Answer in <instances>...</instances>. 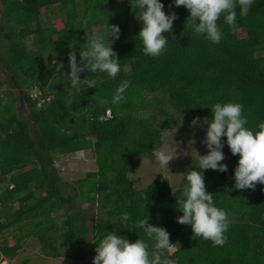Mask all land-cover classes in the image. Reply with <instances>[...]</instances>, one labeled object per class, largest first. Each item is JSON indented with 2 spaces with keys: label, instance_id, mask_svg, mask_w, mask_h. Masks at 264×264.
Wrapping results in <instances>:
<instances>
[{
  "label": "trees",
  "instance_id": "obj_1",
  "mask_svg": "<svg viewBox=\"0 0 264 264\" xmlns=\"http://www.w3.org/2000/svg\"><path fill=\"white\" fill-rule=\"evenodd\" d=\"M134 3L0 0L4 18L0 45L6 51L1 61L10 72L12 86L23 92L20 98L12 92L0 94V235L14 227L20 232L13 245L4 242L1 254L10 260L19 255L25 223L35 225L29 235L38 239L49 258L93 264L96 244L114 230L133 243L145 240L151 253L154 241L133 227L136 220L149 218L151 225L170 233V242L176 245L171 258L177 264H264V185L235 189L234 170L240 157L232 155L226 137L227 172H203L192 162L184 174L189 168L203 174L215 206L228 213L232 223L223 246L193 238L189 225L176 222L183 215L177 211V199L187 184L184 176L176 189L162 176L144 188L136 187L130 178L145 156L153 157L154 147L163 146L164 131L178 124L173 111L202 121L211 116L216 103H239L246 127L258 130L264 122V0H253L246 17L237 5L235 33L222 14L217 21L222 31L218 44L193 31L185 7L161 0L165 13L175 12L178 19L172 32L164 33L169 43L159 57L143 52L138 38L143 25L132 21L139 16L138 9L130 6ZM108 23L121 29L112 44L121 71L115 77L81 73V80L96 79V88L83 82L73 88L64 75L70 74L69 52L79 60L86 39L94 30L104 36ZM61 63L64 67L58 73ZM122 80L130 81L123 94L126 99L112 104ZM31 88L40 89L41 95L33 98ZM47 98L38 108L37 103ZM105 99L108 104L102 103ZM19 102L26 108L24 115ZM81 151L92 152L96 171L72 185L55 166L56 156ZM88 201L97 203L96 222L91 226L83 210L70 209L71 204ZM124 213L130 217L128 222L121 219ZM60 217L62 222L56 219Z\"/></svg>",
  "mask_w": 264,
  "mask_h": 264
},
{
  "label": "clouds",
  "instance_id": "obj_2",
  "mask_svg": "<svg viewBox=\"0 0 264 264\" xmlns=\"http://www.w3.org/2000/svg\"><path fill=\"white\" fill-rule=\"evenodd\" d=\"M252 4L253 0H174L175 7L183 6L190 12L188 20L191 21L193 31L213 44L220 43L222 39V31L217 23L220 16L224 15L225 23L235 33L238 30L235 23L237 5L240 7V15L246 17ZM130 6L138 9V20L143 23L138 38L142 41L144 54L159 57L169 43L164 33L172 32L173 23L178 19L177 14H166L161 0H135ZM103 30L104 36L93 34L86 39L79 60L76 53L69 52L70 74L64 75L70 79L73 88L81 82L88 88H96L97 80L90 77L81 80V73L100 72L115 77L121 71V62L112 47L115 40L120 38L121 29L108 23ZM109 37L113 39L109 40ZM63 67L62 63L57 65L56 71L59 73ZM129 87L130 81L122 80L112 95L111 103L123 102L126 99L123 94ZM102 103L108 104L109 101L105 99ZM247 123L243 106L233 102L216 103L211 107L210 117L202 121L196 117L192 121L194 128L198 124L207 126L206 135L201 141L207 154L200 155L195 151L203 172L208 169L221 173L228 171L227 165L222 163L225 159V137L232 155L240 157L234 170L236 190H255L257 184L264 185V122L257 125L256 131L247 128ZM177 152L176 142L172 147L164 145L152 149L155 162L167 169L174 156L177 157ZM189 169L187 175L179 174L186 178L187 184L183 188L182 197L177 199V211L183 215L176 222L189 225L194 233L193 238L200 237L211 241L213 246H223L227 243L225 233L232 221L226 211L215 206L213 194L207 191L204 175ZM164 178L170 184V178ZM121 219L128 222L130 217L124 213ZM133 227L143 230L147 238L154 241V251L149 252V244L145 240L139 238L133 243L117 235L114 230L107 232L96 244L93 264H177L171 258L176 245L170 242V233L164 227L151 225L149 218L136 220Z\"/></svg>",
  "mask_w": 264,
  "mask_h": 264
},
{
  "label": "rangeland",
  "instance_id": "obj_3",
  "mask_svg": "<svg viewBox=\"0 0 264 264\" xmlns=\"http://www.w3.org/2000/svg\"><path fill=\"white\" fill-rule=\"evenodd\" d=\"M134 18L132 21H137L139 19V16H133ZM2 19V22L4 20L3 14H2V5L0 4V20ZM81 20V17L78 19ZM141 24L143 25L142 21ZM135 27L132 26L131 33L134 32ZM95 34L100 36L98 31H93L91 33V36ZM240 35L244 36V31H240ZM90 36V37H91ZM31 41V40H30ZM5 42V41H4ZM2 42V44L4 43ZM117 40H115L114 43H116ZM0 94L5 97L7 93L12 92L14 93V96L17 98H20L21 91L14 88L12 84L10 83V78L7 75V73H10L8 69H6L5 63H2V59L6 58V51L0 45ZM56 60H54L55 62ZM34 88L29 89L30 94L33 98L40 96V89ZM33 90V91H32ZM173 113L176 114V118L178 119V124L174 126L171 129L165 130L163 133L164 136V145H167L169 147L174 146L175 142L178 145V152L177 157L174 160L169 163V166L167 168L161 167L158 163L155 162V158L145 156L143 158V163L139 170L135 172L134 174L130 175V178L138 188H144L148 184H150L154 179L157 177H169L170 178V184L174 189L178 188L181 184V181L183 179L182 175L179 174H185V168L188 164L194 162L198 163V157L195 153L197 151L200 155H206L207 149L206 147L201 143V141L204 139L206 135V125L201 126L198 124L195 128L192 126V119L191 116L188 114H177L173 111ZM193 140V141H192ZM183 143H180V142ZM189 141H192L189 143ZM195 141V142H194ZM224 142V148L223 153L225 156V159L222 161L223 164L229 163V157L225 150V141ZM189 144V145H188ZM183 152H188V155H183ZM55 166L59 170L61 176L63 177V180H66L67 182L74 185L77 180L85 178L87 173L96 171V163L93 158L91 151H81L77 152L72 155L67 156H58L55 161ZM16 208L19 207V204L17 203L15 205ZM97 203L94 201H88L85 203H74L70 205V209H76V210H83L87 216L89 217V225L91 226L96 222V218L94 217V213L96 212ZM55 216V215H54ZM57 217V215L55 216ZM57 221L62 222L63 219L56 218ZM25 227V232L23 233L22 237H26L23 241V248L20 250L19 255L13 259H7L5 258L0 251V264H86L83 262H74L72 260L67 259L66 257L61 258H49L47 257L38 241V239L35 236L29 235L31 234L32 230H35L34 224H23ZM19 230L17 227L7 229L0 235V247L4 245V242H9L10 245H13L16 240L15 236H20ZM54 235V233H51ZM57 235V234H56ZM92 237V235H90Z\"/></svg>",
  "mask_w": 264,
  "mask_h": 264
},
{
  "label": "built area",
  "instance_id": "obj_4",
  "mask_svg": "<svg viewBox=\"0 0 264 264\" xmlns=\"http://www.w3.org/2000/svg\"><path fill=\"white\" fill-rule=\"evenodd\" d=\"M40 95H41V94H40ZM35 98H38V97H35ZM49 100H50V98H47V99H41V100L37 103V107H38V108L42 107L43 103H44L45 101L48 102ZM4 264H6V262H5Z\"/></svg>",
  "mask_w": 264,
  "mask_h": 264
},
{
  "label": "crops",
  "instance_id": "obj_5",
  "mask_svg": "<svg viewBox=\"0 0 264 264\" xmlns=\"http://www.w3.org/2000/svg\"><path fill=\"white\" fill-rule=\"evenodd\" d=\"M33 90H35V89H33ZM32 90V91H33ZM21 91V90H20ZM21 93H23L22 91H21ZM19 107L21 108V111H22V114H23V111H24V113H25V111H26V108H24V106H22V104L19 102ZM24 115V114H23ZM83 152V151H82ZM85 152V151H84ZM58 156H56V158H57ZM61 218V217H60ZM75 262V261H74ZM79 263V262H78Z\"/></svg>",
  "mask_w": 264,
  "mask_h": 264
}]
</instances>
